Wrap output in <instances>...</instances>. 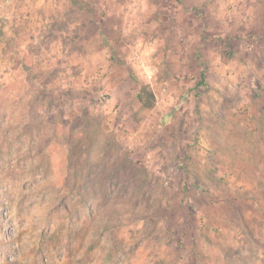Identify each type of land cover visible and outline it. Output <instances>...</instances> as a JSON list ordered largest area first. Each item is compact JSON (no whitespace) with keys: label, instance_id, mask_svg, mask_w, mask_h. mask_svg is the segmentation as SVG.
I'll use <instances>...</instances> for the list:
<instances>
[{"label":"rangeland","instance_id":"1","mask_svg":"<svg viewBox=\"0 0 264 264\" xmlns=\"http://www.w3.org/2000/svg\"><path fill=\"white\" fill-rule=\"evenodd\" d=\"M0 264H264V0H0Z\"/></svg>","mask_w":264,"mask_h":264},{"label":"trees","instance_id":"2","mask_svg":"<svg viewBox=\"0 0 264 264\" xmlns=\"http://www.w3.org/2000/svg\"><path fill=\"white\" fill-rule=\"evenodd\" d=\"M138 98L140 99V101H141L144 105H146V103H145L144 93H143L142 90L139 92V94H138Z\"/></svg>","mask_w":264,"mask_h":264}]
</instances>
